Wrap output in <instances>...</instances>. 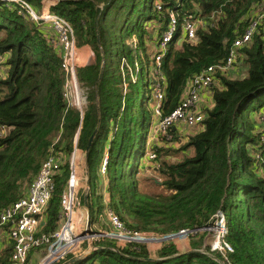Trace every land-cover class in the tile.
I'll list each match as a JSON object with an SVG mask.
<instances>
[{
	"label": "trees",
	"instance_id": "trees-1",
	"mask_svg": "<svg viewBox=\"0 0 264 264\" xmlns=\"http://www.w3.org/2000/svg\"><path fill=\"white\" fill-rule=\"evenodd\" d=\"M25 1L38 9L44 0ZM53 1L58 2L53 13L71 25L78 47L91 48L95 56L77 70L88 106L82 113L69 105L64 58L43 25L31 21L20 5L0 0V213L26 196L44 163L56 156L61 166L43 229L47 236L54 234L70 158L75 149L86 153L98 128L87 157L91 224L106 228L101 218L110 209L135 232L162 237L189 231L190 248L181 253L175 243L165 241L154 259L147 244L130 243L120 250L105 239L95 243L97 251L74 264H264V131L252 118L264 109V0ZM171 14L178 33L162 51ZM186 21L196 22V38L179 44ZM254 21H259L258 29L238 49L234 65L224 74L217 71L206 92L212 100L204 104L202 98L204 121L190 128L201 131L181 147L178 134L189 128L177 127L171 140L156 134L158 145L149 146V131H157L160 120L178 108L188 83L225 64ZM241 61L245 71L228 79ZM157 84L164 88L162 117L155 114ZM249 145L258 158L247 154ZM173 148L185 154L182 161L165 159ZM149 152L155 159L149 160ZM105 156L112 177L108 188L99 180ZM143 158L157 166L168 194L141 188L137 173ZM219 213L227 221L225 241L232 251L208 248L210 255H205L201 250L206 249L207 231ZM11 241L5 237L0 245V264L12 263ZM76 259L69 254L56 264Z\"/></svg>",
	"mask_w": 264,
	"mask_h": 264
},
{
	"label": "built area",
	"instance_id": "built-area-1",
	"mask_svg": "<svg viewBox=\"0 0 264 264\" xmlns=\"http://www.w3.org/2000/svg\"><path fill=\"white\" fill-rule=\"evenodd\" d=\"M2 1L20 5L25 9L28 17L34 19L36 21L34 22L37 24L51 25L61 37L62 45L60 50L65 53L66 58L69 55L67 52L71 54L73 51L75 52V38L71 25L61 16L50 12L54 6L49 5L48 0L42 2L46 13L38 18L35 16V9L25 0ZM48 8L49 10H47ZM258 26L259 21H254L245 35L235 42L234 48L230 52L229 58L225 64L209 68L203 75L194 78L188 83L185 97L178 108L169 116L163 117L160 120L157 132L161 136L171 140V131L175 130L177 127H187L190 129L198 126L204 121L206 113L201 107L203 94L216 82L217 71L224 74L231 69L236 61L238 49L252 40ZM182 31V39L179 41V44L184 39L194 40L197 31L196 22L186 21L182 26ZM177 33L178 21L176 16L171 14L169 27L163 34L160 44V49L162 51H164L167 45L175 39ZM163 58L164 55H157L156 61L158 67H161ZM2 61L3 59L0 57V67L3 64ZM64 68L69 74L67 85L71 80H77L76 70L74 66L67 63V60H64ZM164 98L163 85L157 84L155 89V114L158 117H162ZM210 103H212V101ZM83 108L84 106L82 105L81 108L76 109L83 113ZM81 151L82 150L75 149L70 158L71 172L67 186L62 194L60 224L54 234L47 236L43 233V229L46 226V211L54 191V176L61 166V160L56 156L50 157L44 163L26 196L0 213V245L3 243L5 237L10 241L12 240L11 242L14 244L11 264H30L29 261L32 254L41 249L45 250L48 254L47 260L51 259L48 261V264H52L53 262L59 263V260H64L68 254H71V250L69 249L87 243L88 250L86 252H95L99 249L95 246V243L105 239L113 240L117 245V249L120 250L124 249L130 243L149 244V242H147L149 240L148 234L132 231L125 225L122 219L110 209H107L101 218L106 226L104 229L99 230L96 228L95 224H91V217L90 220L86 215L78 217V210L82 205L81 197H79V192L81 191L79 190L81 188L79 186L80 173L76 167L77 162L75 161V157L79 156ZM148 158L149 160H153L155 159V155L153 153H148ZM108 162L109 157L105 156L101 167L102 172L106 170ZM87 181L88 177L83 191H90ZM216 217V222L207 231L208 235L205 239V245L209 236L213 234L212 237L217 241L216 249L213 251L224 249V252L232 251L225 241L228 234L227 227L225 224L220 223V221H225V217L223 213H219ZM90 226L95 227L96 231L90 229ZM218 228L222 230L221 234L216 232L215 229ZM190 233L189 231H181L176 234L162 237L152 235L156 237L155 239H158L157 244H160L165 241L175 242L177 237H189ZM53 257L54 259L52 261Z\"/></svg>",
	"mask_w": 264,
	"mask_h": 264
},
{
	"label": "rangeland",
	"instance_id": "rangeland-1",
	"mask_svg": "<svg viewBox=\"0 0 264 264\" xmlns=\"http://www.w3.org/2000/svg\"><path fill=\"white\" fill-rule=\"evenodd\" d=\"M53 8L52 9L50 8L51 9L50 12H52V13H53ZM47 10H49V8ZM44 13H46L45 8L44 9L43 8H38V9L35 8V16L37 18L42 16V14H44ZM30 20L33 21V22L35 21L34 19H31V18H30ZM38 25H40V24H38ZM44 25L41 26V27H43L48 32V35L52 39V44L54 45V47L57 48L60 51V53L62 54V57L64 58V60H67V63L71 64V66H74V69L76 70V79L77 80H75V81L71 80V82L67 85V89L65 90V94L67 95L66 99H67V101L69 102V104L72 107L81 108L82 105H83L84 106L83 111H86L87 110L86 108L88 106L87 90L85 88H83L82 85L78 82L77 70H78V68H82L83 66H85L86 63L89 62L90 59H91L90 62L91 61L94 62L95 56H94V54L92 55L91 51L88 49L87 51H88V53H89L91 58L90 59H85L83 56L81 57L80 49H82V48L78 47V45L76 44V39H75V47H76L75 52L73 51L72 54L70 52H67V54H69V55L66 58L65 53L60 50V47L62 45L60 35L57 33V31L51 25H48V24H44ZM74 37H75V35H74ZM135 41H136L135 38L132 39V40H128V44L132 46V45H134ZM109 60H110V63H114L116 61V58L114 56H110ZM244 71H245L244 62L241 61V63H239L237 68L233 72H230L226 76H227L228 79L235 78L237 75H242V73ZM129 73H130L131 78L134 79L133 81H135L136 76H135V78L132 76L133 70L130 69ZM138 77H140V78H138L140 80V86H144V79H142V76H138ZM128 85H129V83H127L125 85V88ZM143 100H144V97H143ZM208 106L211 107L212 103H209L207 105V107ZM252 118H253V120L257 121V123L260 125L259 126L260 131H264V109L260 112V114L256 113V114L252 115ZM179 128H182V127H179ZM199 131H201V127H197L195 129H192V130H190V129L189 130H184L183 133L179 132L178 135L183 140V142L181 144V147L183 145H185V143H186L184 140L189 139V137H191L192 135L198 133ZM153 134H155L154 137L152 136ZM156 134L157 135L159 134L156 130L149 131V138H150V140L148 142V144H150L149 146H151L152 143L153 144L156 143L158 145L159 140L156 139L157 138ZM162 143H161V146H165ZM173 149H174L173 151H175V152H173V154L171 156H165V159L167 161L172 162V163H178V162L182 161L184 159V157H185V154H183L182 151L178 152V150L180 148H173ZM246 150H247V154L248 155H252L253 158H256V157L258 158L259 157V154L254 152V150L252 149V146H250V145L247 146ZM86 155L87 154L85 152L81 151V154H79V156L75 157V161L77 162L76 163V167H77V169L79 170V173H80V175H79V181H80L79 182V186L81 188L79 190H81V191L79 192V197H82L83 189L86 186L85 182H86V179L88 177V174H89V178H90V172H89V167L87 165V160H86L87 156ZM163 159H164V157H163ZM66 160L68 161L67 157H65V161L63 160L62 164L66 165ZM141 168L143 170L141 169V170L138 171L137 179L140 182L141 188L145 192L150 193V194H159V193L168 194V190H166L165 187L162 186V184H161L164 179L158 173V170H156L157 166L155 164H152V163L149 162L148 159L143 158V160L141 161ZM99 176H100L99 180H100L101 184H103V186L105 188H108L111 185V183H112V177L109 175L108 172H106V170L103 171V172H102V170H101V172L99 171ZM108 198H109V196L107 197V199ZM80 209H82V208H80ZM78 217H80V216H78ZM220 223H223V224L226 225L227 221L225 219V221L224 220L220 221ZM95 225H96L97 229H99V230L102 229L101 223L100 224H96L95 223ZM90 229L96 231L95 227L90 226ZM215 230L219 234L222 233V230L220 228L215 229ZM226 234H227V232H226ZM212 235L213 234H211V236H209L208 240L206 241V245H205L206 249H202L201 250V252L203 254H205V255H210V253L208 251V248H209L210 252H214L213 250L216 249L217 241H216L215 238L212 237ZM210 237H212V238H210ZM155 238H156L155 236H153V235H151L149 233L148 234V239L149 240L147 242H149L148 248L151 251L152 257L154 259H157V256H158L157 254H158L159 249H161L162 243L158 245L157 244L158 239H155ZM173 243H175L178 246V248L180 249L181 253H186V250H189V248H190V242H189V238L188 237H185V238L184 237H177L175 239V242H173ZM87 246H88L87 243H83V244L77 245V246L73 247V249H69V250H71V254L73 253L72 255H74L75 258H76V257H79L80 255H83V253L88 250ZM224 250H217L215 252L224 253ZM34 254H37V255L35 256V259L32 260V257L34 256ZM47 257H48V254L46 253V251L41 249V250H38V251H36V252H34L32 254V256L30 257L29 263L30 264H48V261L51 260V259L47 260ZM79 258H81V257H79ZM53 259H54V257L52 258V261H53ZM59 261H62V260H59ZM54 264H56V263H54ZM71 264H74V262H72Z\"/></svg>",
	"mask_w": 264,
	"mask_h": 264
},
{
	"label": "crops",
	"instance_id": "crops-1",
	"mask_svg": "<svg viewBox=\"0 0 264 264\" xmlns=\"http://www.w3.org/2000/svg\"><path fill=\"white\" fill-rule=\"evenodd\" d=\"M48 3H49V5H51V6H56L57 4H58V2H56V1H53V0H48ZM41 8H43L44 9V7L42 6ZM45 26V25H44ZM90 50L91 51V54L93 55V52H92V50H91V48H89V47H82V49H80V52H81V57L83 56L85 59H90L91 57H90V55H89V53H88V51L87 50ZM91 60V59H90ZM90 60H89V62H87L86 63V65L85 66H88V65H90V63L92 62H90ZM85 66H83V67H85ZM82 67V66H81ZM240 75H237V77H239ZM208 93H204L203 94V101H204V104H206L207 103V101L209 100H212V99H210L208 96ZM86 193H87V190H84L83 191V201L81 200V207L80 208H82V209H80L79 208V210H78V215L79 216H81V215H86V217L88 218V215H89V206H87V204H86V201H85V196H86ZM1 248V247H0ZM2 250H0V252H1ZM186 251H188V250H186ZM85 254H87V253H83V255H80V257H83V256H85ZM37 254H34V256L32 257V260H34L35 259V256H36Z\"/></svg>",
	"mask_w": 264,
	"mask_h": 264
},
{
	"label": "water",
	"instance_id": "water-1",
	"mask_svg": "<svg viewBox=\"0 0 264 264\" xmlns=\"http://www.w3.org/2000/svg\"><path fill=\"white\" fill-rule=\"evenodd\" d=\"M100 76H102V73H101ZM98 132H99V129L97 128L96 131H95V133L93 134L91 140H90V144H89L88 150L86 151V154H87L86 156H87V157H88L89 152H90V150H91V148H92V146H93L94 139H95V137H96V135H97ZM87 165H88V164H87ZM156 170H158V168H156ZM89 180H90V179H89V174H88V181H87L88 186H89ZM85 201H86L87 206H89V191H87V193H86ZM90 217H91V216H90V213H89V215H88L89 220H90ZM92 254H93V252H89V253L85 254V256H83V257H81V258H78V259H76V260L73 261V262L79 261V260H81V259H87V258H88L90 255H92ZM149 262H154V260L150 259Z\"/></svg>",
	"mask_w": 264,
	"mask_h": 264
}]
</instances>
